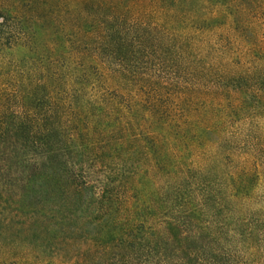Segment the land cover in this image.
I'll return each instance as SVG.
<instances>
[{
  "label": "trees",
  "instance_id": "16d2710c",
  "mask_svg": "<svg viewBox=\"0 0 264 264\" xmlns=\"http://www.w3.org/2000/svg\"><path fill=\"white\" fill-rule=\"evenodd\" d=\"M0 264H264V0H0Z\"/></svg>",
  "mask_w": 264,
  "mask_h": 264
}]
</instances>
